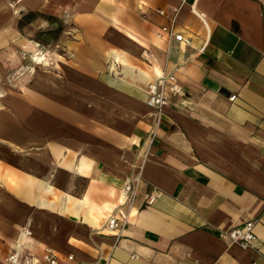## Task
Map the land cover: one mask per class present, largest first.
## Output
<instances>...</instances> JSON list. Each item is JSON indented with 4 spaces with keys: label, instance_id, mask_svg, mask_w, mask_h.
<instances>
[{
    "label": "crops",
    "instance_id": "1",
    "mask_svg": "<svg viewBox=\"0 0 264 264\" xmlns=\"http://www.w3.org/2000/svg\"><path fill=\"white\" fill-rule=\"evenodd\" d=\"M175 9L188 43L157 35ZM173 68L144 157L147 85ZM248 221L256 249L222 238ZM24 230L23 257L59 264H264V0H0V264Z\"/></svg>",
    "mask_w": 264,
    "mask_h": 264
},
{
    "label": "built area",
    "instance_id": "2",
    "mask_svg": "<svg viewBox=\"0 0 264 264\" xmlns=\"http://www.w3.org/2000/svg\"><path fill=\"white\" fill-rule=\"evenodd\" d=\"M177 9L174 10V16L171 24L168 27L161 28V34L167 33L168 38H172L178 42L188 43L181 34H176L174 32V17L177 14ZM163 14L162 11H159ZM176 68L170 69L168 71H162L159 76H157L152 82L147 85V100L146 104L151 111L152 124L147 133L142 147L139 153L143 152V156L146 157L150 153L153 146L154 140L156 138V129L163 116L164 107L167 105V92L172 94H177L181 91V87L177 82L175 77ZM167 83L170 85L167 86ZM231 100L234 96L230 97ZM140 183V177L137 175H131L128 177L126 182L120 188V196L123 198L124 204L129 208L132 207L136 194L138 185ZM155 198L153 196L149 197L147 204L151 205ZM126 218L118 219L116 216H110L105 223V227L112 230L119 236L125 226ZM30 232L24 230L22 233V240L16 242L12 251L3 259L4 264H59V257L52 248L46 247L39 259H32L30 257H23V252L25 250V240L29 236ZM222 238L229 244H235L243 248L256 249V235L254 233V223L252 221L246 222L242 228H232L221 233ZM66 260L69 262L73 261V256L66 255ZM76 264H96L90 262H78Z\"/></svg>",
    "mask_w": 264,
    "mask_h": 264
},
{
    "label": "rangeland",
    "instance_id": "3",
    "mask_svg": "<svg viewBox=\"0 0 264 264\" xmlns=\"http://www.w3.org/2000/svg\"><path fill=\"white\" fill-rule=\"evenodd\" d=\"M35 17L36 16H27L25 19L31 20ZM48 21H49L48 23H50V24H48L47 27H45L44 29H38L32 33L31 38L36 43H38L36 46V49H37L36 52H33L31 54H27V55L22 53V57L24 59L30 60V62H32L34 64H38V63L41 64L42 61H40L39 57H44L43 55L45 54V51H50V50L54 51L55 50V47L53 45H54V40L59 33L58 31L60 28V22H57L54 18H49ZM24 34L26 35L25 32H24ZM39 41H40V43H42L41 45H43V46H38ZM48 63H49V61H48Z\"/></svg>",
    "mask_w": 264,
    "mask_h": 264
},
{
    "label": "clouds",
    "instance_id": "4",
    "mask_svg": "<svg viewBox=\"0 0 264 264\" xmlns=\"http://www.w3.org/2000/svg\"><path fill=\"white\" fill-rule=\"evenodd\" d=\"M44 25H45V27H47V25H48V22H47V21H44Z\"/></svg>",
    "mask_w": 264,
    "mask_h": 264
},
{
    "label": "bare ground",
    "instance_id": "5",
    "mask_svg": "<svg viewBox=\"0 0 264 264\" xmlns=\"http://www.w3.org/2000/svg\"><path fill=\"white\" fill-rule=\"evenodd\" d=\"M39 58H40V61H42V62H43V60H44V59H43V57H39Z\"/></svg>",
    "mask_w": 264,
    "mask_h": 264
},
{
    "label": "trees",
    "instance_id": "6",
    "mask_svg": "<svg viewBox=\"0 0 264 264\" xmlns=\"http://www.w3.org/2000/svg\"><path fill=\"white\" fill-rule=\"evenodd\" d=\"M29 15H30V16H32V14H31V13H30Z\"/></svg>",
    "mask_w": 264,
    "mask_h": 264
}]
</instances>
